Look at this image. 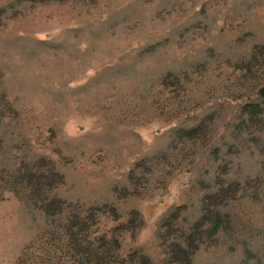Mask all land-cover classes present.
Here are the masks:
<instances>
[{
	"label": "rangeland",
	"instance_id": "obj_1",
	"mask_svg": "<svg viewBox=\"0 0 264 264\" xmlns=\"http://www.w3.org/2000/svg\"><path fill=\"white\" fill-rule=\"evenodd\" d=\"M256 45L264 0H0V264H264Z\"/></svg>",
	"mask_w": 264,
	"mask_h": 264
},
{
	"label": "trees",
	"instance_id": "obj_2",
	"mask_svg": "<svg viewBox=\"0 0 264 264\" xmlns=\"http://www.w3.org/2000/svg\"><path fill=\"white\" fill-rule=\"evenodd\" d=\"M256 49L254 50V55L257 57L258 61L264 60V49H262V47L256 45L255 46ZM251 59V58H250ZM250 61V60H249ZM248 61V62H249ZM254 61V60H252ZM247 62V63H248ZM244 66V70L249 71L250 69V65L252 64L249 63ZM264 67V65H263ZM258 96L259 98L263 101L264 103V88H260L259 92H258ZM247 111H249V120L248 123H254L257 119H258V113H260L263 115L264 114V106L262 107V109H260L258 106L253 105L250 106ZM40 159V158H39ZM38 159V160H39ZM31 161V159H29ZM27 170V166H25V163H22V166L19 168L15 167L13 169V173L11 172V176H9V180H10V184L15 187L18 188L20 190H24L25 194L27 195V197L32 196L33 199L37 200L39 199L41 201V203L43 204V212L46 214L49 213H53V199H49V197H43L42 194V188L40 187V177L44 178L46 175L44 174V172L42 171H38V174L36 177L33 176V174H31L30 170H32L31 167L28 166ZM26 170V172H25ZM27 173V174H25ZM32 176V177H31ZM34 177V178H33ZM9 183V182H8ZM45 200H47L45 202ZM103 247V246H102ZM110 247V246H109ZM177 250H172L171 251V260L169 261V264H191L190 262V253L187 252L186 249L182 248V247H176ZM108 248H105L103 251L99 252V254L97 256H95V258L97 259L95 264H108L107 259L110 257V255L108 254ZM107 255V256H106ZM142 258L144 259V256H142ZM100 261H105V262H100Z\"/></svg>",
	"mask_w": 264,
	"mask_h": 264
}]
</instances>
